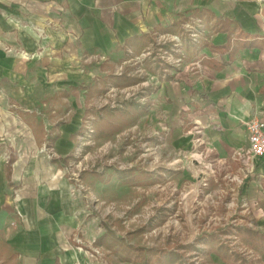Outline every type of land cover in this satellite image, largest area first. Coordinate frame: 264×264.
<instances>
[{
    "label": "crops",
    "instance_id": "0c3cea01",
    "mask_svg": "<svg viewBox=\"0 0 264 264\" xmlns=\"http://www.w3.org/2000/svg\"><path fill=\"white\" fill-rule=\"evenodd\" d=\"M197 13H208L212 19L204 15L206 32L199 44L188 46L182 41V67L162 79L146 109L125 108L138 119L139 131L161 130L155 141L161 144L163 134V145L172 151L173 159L182 152L184 157L173 160L175 168L165 167L189 172L198 183L195 194L207 172L204 164L214 158L229 159L238 149L247 148L244 123L264 117V0H0V249L16 255L14 264H53L55 260L96 264L83 254L63 251L58 236L66 226L71 230L70 248L81 245L74 237L80 201L73 198L62 166H66L64 158L72 157L76 136L83 131V98L87 96L83 87L91 82L71 88L79 78L73 64L84 54L98 53L116 66L128 53L131 56L141 49L138 43L127 45L131 39L165 30L179 33L180 24L189 16L197 18ZM219 19L230 23L229 31L210 34ZM193 62L199 67L188 70ZM147 67L161 70L155 64ZM68 106L72 110L64 116L72 115L61 120ZM164 118L168 128L162 131ZM52 134L57 139L46 148V135ZM51 149L53 157H49ZM192 153L201 154L202 160L192 162ZM7 154L14 159L9 178ZM237 167L232 162L216 171L208 180V191L224 187L225 177ZM134 173L141 177L146 172ZM85 177L81 175V180ZM130 178L133 184L135 178ZM100 182L92 188L101 194ZM240 190L255 219L251 231L258 235L244 241L264 242L260 238L264 236V158L256 162L253 176ZM9 220L19 226L11 235L6 226ZM192 245L187 249L193 250ZM84 248L92 249L91 245Z\"/></svg>",
    "mask_w": 264,
    "mask_h": 264
},
{
    "label": "rangeland",
    "instance_id": "374dc122",
    "mask_svg": "<svg viewBox=\"0 0 264 264\" xmlns=\"http://www.w3.org/2000/svg\"><path fill=\"white\" fill-rule=\"evenodd\" d=\"M189 17L180 24V29H182L183 32H185L183 29L185 24L190 25L192 19L193 22L199 20L197 18ZM200 24L202 25L201 21ZM205 31L206 30L202 25V28L199 31L200 35L198 43L204 36L203 32ZM194 32L198 34V31ZM163 36L166 38L169 36L176 37V34L158 35L154 38L155 44L161 41ZM151 47L152 46H149L139 55L129 56L128 54L130 53H128V57L125 56L123 61L117 63L116 66V63H109V60L98 53L88 54L96 55L98 57L103 56L104 60L102 63L98 64L95 61H88L85 63L83 62V57L88 56V54H84L76 60V63L73 62V65L75 66L73 70L76 71L79 78L75 80L71 88L80 89L83 84L88 85L90 82L92 83L97 79L108 77V75L118 77L125 73L127 77L137 78L138 81L130 86L113 87L110 84L108 87L118 89L133 87L135 85L137 86L133 87L128 97L121 100L118 107H104L112 110L119 108L124 110L127 106L132 105L133 107L134 105L138 109H143V107L147 106V103L152 101V98L155 97L157 91L156 88L161 84L162 79L167 76L168 73L173 75V72L175 71L174 69L182 67L183 65L182 62L181 65L173 66L169 64L165 58L168 69L164 71L163 69H159L157 72L151 73V70L149 71V68L144 62V59L150 56ZM181 54L184 56L182 49ZM155 60L156 59H154V61ZM119 67L120 74L116 75L115 72L118 71ZM194 68L195 67L189 65L188 70ZM68 87L69 86H67L66 89ZM108 87H106V89ZM83 94L84 93L82 92L81 96H85V94ZM103 94L104 93L99 95L95 94L88 100L83 98L84 107H86L87 110L93 108L96 111L103 109L104 107L98 108L92 103L95 98ZM123 94V91L118 92V95ZM68 109L72 110L71 107H66V110L60 114L61 120L68 119L72 115V112H70V116L65 117ZM59 112L60 111L57 112L56 109V113L59 114ZM52 115L55 116L56 114ZM86 116L87 118H90V116L95 117L93 124V127H95V124L99 121L98 116L93 113H89ZM131 119H133V123L123 126L119 132L105 140L97 139L94 135L93 129V133L91 134L93 144L90 145V147L82 148L84 153L88 154V156L81 160L79 157H75L77 154L75 156L72 155V157L65 163L66 166H62L63 178L68 180L71 190L76 194L75 198L72 193L73 198L80 201L79 205L81 206V212L78 214L79 225L77 230L74 231V237L78 244H81V249H79L80 247L76 248L72 246L70 248L67 238L69 237L71 230L66 226L62 228L58 235L63 245L61 248L63 251L69 250L78 256L79 254H83L86 259H89L96 264H130L127 262H119L117 257L104 247H100L101 250L98 256H95L97 254L92 253L91 251L89 252L85 250L84 245L90 246L93 240L98 236L105 234L107 231L109 233L108 238L115 240H119L120 238L126 244H129L135 249H140L146 253V255H149L152 250L164 251L166 256L171 253L176 254L179 258L176 262L177 264H195L197 261H199V264H223L217 255L214 253L208 255L203 249V246L198 244V238L202 235H197L195 231L197 225L201 223L203 218L214 211V209L218 216L223 215L224 208L220 207V204L218 203V194L213 198V201L208 200L206 203L202 204L201 208L205 209V213L199 216L197 211L199 206H196V204L194 205L196 196L197 194L203 195L204 193H210L212 190L208 191V189H200L199 192L195 194L196 192L194 190L195 188L197 189L198 183L194 181V178L192 181V176L189 172H186L185 169V172H176L172 171L171 168L168 169L169 167H165L169 165H173L174 167L175 164L173 160L176 161V158L173 159L172 151L167 150L166 144L163 145V134L160 135L161 144L155 141V137L156 139H159L157 136L161 130L154 131L153 134H148L144 130L139 131L136 126L138 119H134L132 116ZM45 126H49L48 121H45ZM164 127L168 128L165 118L159 129L162 128L163 131ZM82 133L83 131L77 134V136L82 135ZM145 148L148 150L150 149L151 151L147 153ZM72 150L71 154H75V147ZM50 151H52V149ZM145 152L146 156H141ZM52 153H54V151H52ZM8 155L9 154L5 156V160L9 158ZM158 155H161V158ZM129 166H132V168L129 169ZM155 166L158 167L156 170L150 172L146 170L143 171V169H150V167L155 168ZM135 171L146 173L139 177L138 175L140 174L136 175L134 173ZM72 174H74V177ZM83 174H86V177L84 178L85 181L84 179L83 181L81 180V175L83 176ZM110 175L112 176V179ZM76 176L77 179L75 178ZM131 176L135 178L133 184H129L128 182V180L132 179L130 178ZM99 177L101 179L100 183H103L106 178L108 179L103 185H98L102 188L101 194L94 192L92 188L95 182H99ZM193 177L195 176L193 175ZM107 189H111L113 196H111V193H109V190ZM144 205L145 207H152L151 215L149 217H147V214L143 210L142 206ZM94 206L96 209H94ZM198 218L202 220L199 221ZM160 219H162L163 222L157 224ZM6 226L10 235L19 230L18 223L13 220H9ZM200 228L201 227H199V229ZM10 237L11 236H9L8 239H10ZM241 238L244 244L240 242L241 240L239 242L252 252L253 257H249V255L246 256L242 250L237 251L246 256L247 259H244L236 253H231V251L227 249L228 252L243 259L247 264H264V242L260 240L245 242L244 237L241 236ZM190 244H193L195 249H187V246H190ZM220 246L223 248L222 245ZM201 253L202 256H200ZM256 255L259 257L257 262L255 258ZM197 256V261H194V258Z\"/></svg>",
    "mask_w": 264,
    "mask_h": 264
},
{
    "label": "built area",
    "instance_id": "2783aa9c",
    "mask_svg": "<svg viewBox=\"0 0 264 264\" xmlns=\"http://www.w3.org/2000/svg\"><path fill=\"white\" fill-rule=\"evenodd\" d=\"M201 28L202 25L200 24V21L195 20V22H193L192 19L191 24L190 25L185 24L183 29L185 30L186 33L189 34L193 44L196 43L197 45L199 44L198 39L200 35L199 31ZM194 31H198V34ZM205 32H203V34H205ZM166 39L174 44L173 47L175 51L181 53V49H180L181 45L179 44V37L177 35L176 37L169 36L167 38L163 36L161 41L157 42L156 45L164 43L165 41H167ZM165 58L167 59V62L173 66L181 65V63L183 62L181 59L173 58L172 55H167ZM103 60H104L103 56L98 57L96 55H91V54H88V56L83 57V62L85 63H87L88 61L89 62L95 61L96 63L100 64L103 62ZM190 66L198 68L199 63L193 62L190 64ZM115 74L116 75L120 74V67L118 68V71L115 72ZM136 86L137 85L133 87ZM133 87L118 88V89L108 87L104 92V94L95 98L92 103L98 108H102L104 106H110L111 108L118 107L121 100L125 99L130 95L129 93L130 91H132ZM119 91L120 92L123 91L124 94L118 95ZM85 119L83 125V133L82 135H78L76 137L77 138V142L75 145L76 151L75 154H73V156L77 154V156L75 157H79L81 160L86 156H88V154L84 153L82 148L90 147V145L93 144L91 140V136H92L91 134L93 133V129H94L93 124L95 121V117L90 116V118H85ZM244 130H246V134H247L248 147L245 149H238L230 156L229 159L214 158L212 162H210L209 164L208 163L204 164V170H206L207 172L206 174H202V178L199 179L201 190L208 189L209 178L211 176L213 177L216 171H219L224 167H229L230 163L235 162L238 165L236 171L228 174L225 177L226 182L224 184V187L220 188L217 192L204 193L203 195L197 194L196 199L194 201V205L196 204V206H199V208H197V211H198V215L200 216L201 214L205 213V209L201 208L202 204L206 203L208 200L213 201V198L216 197V194H218L217 197V199L219 200L218 203L220 204V207L224 208L223 215L218 216L216 214L217 213L216 210L214 209V211H212L210 214H207V216L203 218V220L198 218L199 221L200 220L202 221L197 225L195 231L197 235L216 236L219 241V244L222 245L223 248L230 250L231 253H236L239 256H242L244 259H247L246 256L249 255V257H253V254L250 250H248V248L245 245H243L244 243L242 242L243 240L239 233L240 231L243 230H255L256 225H255V219L251 214L250 204H248L245 198L241 195L240 189L244 185L245 181L249 177L253 176L256 162L264 158V117L262 119H258L257 117H252V119L244 123ZM194 143L198 144L199 139H195ZM145 151L148 153L151 150L145 148ZM146 152L141 156L145 157ZM176 155H177L176 157L177 162L180 160V158L184 157V155L180 151L179 153H176ZM51 156H53V153H49V157ZM189 156L192 162L196 161V159L202 160L203 158L201 154L197 155L196 153H192ZM130 168H132V166H129V169ZM72 175L74 177V174ZM77 176L75 177L76 179ZM142 207L145 213L147 214V217H149L151 215L152 207H145V205ZM199 227L201 228L199 229ZM239 241L242 242L243 244H241ZM79 247H80L79 249H81V246ZM100 250L101 249L93 248L91 252L97 254L95 256H98L100 254L99 253ZM237 250L240 251L242 250V252H244L246 256H244L242 253L241 254L238 253ZM200 256H202V253L200 254ZM255 258L257 262V260L259 259L258 255H256ZM197 259L198 256L194 258V261H197ZM195 264H199V261H197Z\"/></svg>",
    "mask_w": 264,
    "mask_h": 264
},
{
    "label": "trees",
    "instance_id": "16d2710c",
    "mask_svg": "<svg viewBox=\"0 0 264 264\" xmlns=\"http://www.w3.org/2000/svg\"><path fill=\"white\" fill-rule=\"evenodd\" d=\"M196 15H197V19H199L202 25H204V28L206 26L205 21L203 19L204 15H206L205 17L206 20L212 19V15L208 13H204V14L197 13ZM229 26H230L229 22L221 21L219 19V20H216L215 24L212 26V28L209 29V31H210V34L214 32H220V30L229 31V28H228ZM161 34H167V35L176 34L179 37L181 49L183 46L182 41H185L188 44V46H191V44L193 45L191 38H189L186 32L179 31V33H171L166 30L161 31V32H156V34L154 33L151 36L146 35V36L131 39V41L127 42V45L130 46L132 45V43H138V45H140L141 49L137 48L132 55H139L144 50H146V48H148L149 46H152L151 51H150V56L145 58L144 62L146 66L151 65L153 63L156 66L160 67L161 70L163 69L164 71L168 69V65L165 62V57L167 55H172L175 59L178 58V59H181L182 61L184 60L183 59L184 56H182L180 52L175 51L173 44L169 41H165L164 43L156 45L154 38ZM205 44L201 46H204ZM195 45L196 44H194L193 46ZM154 59L156 60L154 61ZM152 61H154L155 63ZM150 70H151V73H154L153 68ZM169 78H170L169 76H165L163 80H167ZM137 81H138L137 78L127 77L125 73H123L122 76H118V77H115L113 75H108V77L97 79L96 81L92 82L88 86L83 87V90L87 92V96L85 100H88L95 94L99 95V94L104 93L106 87L110 86V84L113 87L130 86V85H133V83ZM148 105L145 106L144 108L146 109ZM89 113H93L98 116L99 121L95 124L94 135L97 137V139H101V140H105L106 138L112 137L113 135H115V133L119 132V130L123 128V126L129 125L133 121V119H131V112L127 111L126 109L123 110L119 108V109L112 110L107 107H104L100 111H96L93 108H89V110L86 109V115H88ZM60 124H58L57 126H59ZM46 136H47V139H46L45 147L51 148L52 143L57 139V136L56 134L46 135ZM69 158L71 157L64 158V161L67 162ZM13 161L14 159L9 156V158L7 159V165H6V178H9V175L11 172L10 165L13 163ZM162 222L163 220L160 219L159 222H157V224H160ZM108 234L109 233L106 231L105 234H102L99 238H96L95 240H93L91 247L92 249L93 248L100 249V247L101 248L104 247L106 250H109V252H112L115 255V257H117L119 262L121 263L127 262L130 264H139V263L140 264H152L154 260L153 264L154 263L156 264H177L176 262L179 259L178 255L171 253L166 256L165 252L161 250H158V251L152 250V252L149 253V255H146V253H144L140 249H135L131 247L129 244H126L120 238L119 240L108 238ZM240 235H242L244 238L249 239V238H254L257 235V233L256 232L254 233L251 230H247L244 232H240ZM260 238L264 239V236H260ZM198 239H199L198 244H201L203 246V249L205 250V252L208 255L214 253L221 259L223 264H247L243 259L238 258L234 254H230L227 249L222 248L219 245V242L214 235H209V236L202 237V238L200 237ZM191 247L192 249H195L194 245H192ZM3 253L5 256H2ZM15 257L16 255H14L10 249L9 250L5 249L4 251L0 249V264H14L13 260L15 259ZM53 264H59V263L57 260H55Z\"/></svg>",
    "mask_w": 264,
    "mask_h": 264
}]
</instances>
